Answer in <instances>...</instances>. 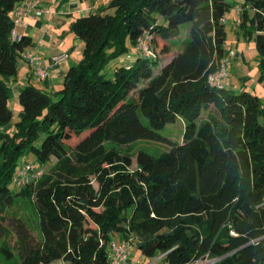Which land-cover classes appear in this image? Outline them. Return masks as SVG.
<instances>
[{
	"label": "trees",
	"instance_id": "1",
	"mask_svg": "<svg viewBox=\"0 0 264 264\" xmlns=\"http://www.w3.org/2000/svg\"><path fill=\"white\" fill-rule=\"evenodd\" d=\"M21 1L0 0V238L13 232L20 264H109L116 234L165 264L204 257L264 264V102L225 77L221 85L209 80L229 54V0H109L112 12L76 17L70 31L83 42L78 61L56 90L23 85L20 116L4 130L13 115L9 80L32 44L25 34L12 38ZM184 23L189 38L156 72ZM239 23L253 27L264 69V0H241ZM145 37L148 50L140 47ZM178 117L182 141L158 156L139 150L131 168L132 156L116 146L164 139L158 130ZM28 152L46 172L12 188ZM22 198L37 208L41 238L20 215L3 224V213ZM0 249L12 256L6 244Z\"/></svg>",
	"mask_w": 264,
	"mask_h": 264
},
{
	"label": "rangeland",
	"instance_id": "2",
	"mask_svg": "<svg viewBox=\"0 0 264 264\" xmlns=\"http://www.w3.org/2000/svg\"><path fill=\"white\" fill-rule=\"evenodd\" d=\"M78 1V0H76ZM109 2V1H108ZM101 4L99 2L98 6L101 7L99 10L93 11H108L112 12V9H106V5L108 4ZM224 17H226V21L224 22L225 27V47L228 52L231 50L235 51V55H228V69L227 75L225 80L227 84L232 85L231 79L234 81L237 80V84L235 85V89H239L240 86H243L245 89L251 92H255L258 95L262 102H264V69H262L260 65V60L258 57L257 50L255 48V32L252 26L249 24L245 26H241L239 21H237V16L234 12L230 13V9L225 13ZM190 23H184L180 26V31L176 36H172L170 39L171 50L174 51L184 39L189 38L190 33ZM241 37L239 41L238 37ZM77 40V39H76ZM79 46H73L72 51L75 56L80 54L83 48L82 40L78 39ZM76 43V41L72 42ZM233 48V49H232ZM239 49V50H238ZM241 49L244 51L243 56L239 53ZM25 50V49H24ZM170 50V51H171ZM238 51V52H237ZM130 57L134 59L136 54L133 50L128 52ZM237 57V58H236ZM242 57V58H241ZM124 58V56L122 57ZM234 58V59H232ZM121 59V58H120ZM116 61V60H115ZM164 61V57H160V61L157 67L154 69L156 72L161 67ZM117 64L120 62L116 61ZM114 61H111L108 67H112L114 65ZM56 68V67H55ZM106 68V72L108 75L112 74L113 70H108ZM35 81V78H33ZM9 83L12 87V93L8 100V105L12 109V121L17 118L18 107L20 106L18 103V91L15 90L13 86V82L9 80ZM141 82L139 85H141ZM234 88V87H233ZM137 89L131 91L133 96H136ZM139 116L144 124H148L147 119L139 113ZM183 131H184V122L181 117H178L175 121L167 123L163 128L158 130V133L164 138L160 140H150V139H137L127 144L116 146L118 147L121 152L129 153L132 156V165L131 168L135 167L136 164V154L139 150H144L151 155L158 156L162 152L167 151L171 145V143H179L182 141L183 138ZM71 145H74L76 142V138L72 137L69 140ZM25 160L33 161L35 160V156L28 152L24 155L20 156L18 159V163H22ZM17 167V166H16ZM17 169V168H16ZM50 172V170L48 171ZM10 187H14V177L13 181L10 182ZM21 203H18L14 206H9L5 213H3L4 221L3 224L8 226L11 215L17 214L22 217L23 220L26 221L29 229L32 233L38 237H42V231L40 226V216L37 211V208L33 203H31L28 199H21ZM134 241L132 240V247H134ZM6 244L12 252V256L7 257L6 254L0 249V264H20V258L18 250L15 246V238L13 232H7L6 236L0 238V248ZM153 261H156L157 264H163L161 261V256H157L152 258ZM211 260L208 258H200L194 261L191 264H209ZM49 264H65L62 260H54Z\"/></svg>",
	"mask_w": 264,
	"mask_h": 264
},
{
	"label": "crops",
	"instance_id": "3",
	"mask_svg": "<svg viewBox=\"0 0 264 264\" xmlns=\"http://www.w3.org/2000/svg\"><path fill=\"white\" fill-rule=\"evenodd\" d=\"M108 1L109 0H41L40 7L47 9L48 12H43L41 15L37 16H26L23 19V23L16 26V30L20 35L25 34L31 37L32 44L25 48L24 52L37 53L42 57L43 63H47L52 55L61 52H68L69 57L57 65H48V77L42 82L37 80L33 74L30 63H28L26 59L22 58L18 64L17 74L12 81L15 90L18 91L27 82H32L48 92L58 89L61 86L66 69L71 64L76 63L81 54L80 53L75 56L72 51V47L79 46L80 41L70 31L71 22L82 14L100 9L101 7L98 6L99 2H101V4H105ZM229 2L230 13L234 12L237 16V21H240L241 0H229ZM238 39L240 41L241 37L239 36ZM74 41H76V43H72ZM177 50L178 47L174 51L171 50L164 57L163 62H167L172 55L177 52ZM243 50L241 49V52L239 51L242 56L244 52ZM33 78H35V81ZM231 82L232 85H228L235 88L238 81L231 79ZM243 88V86L239 87V89ZM19 116L20 106L18 107L16 119H18ZM11 128L12 124L10 123L3 129L11 130ZM120 238H122V236L116 234L114 240ZM129 262L130 264H136L138 262H140V264H157L156 261L142 256L135 245L132 247ZM162 263L165 264L163 261Z\"/></svg>",
	"mask_w": 264,
	"mask_h": 264
},
{
	"label": "built area",
	"instance_id": "4",
	"mask_svg": "<svg viewBox=\"0 0 264 264\" xmlns=\"http://www.w3.org/2000/svg\"><path fill=\"white\" fill-rule=\"evenodd\" d=\"M41 0H22L16 5L13 11V27L12 38L18 39L20 34L16 30L18 24L23 23L26 16L41 15L43 12H48L47 9L40 7ZM148 38L145 37L140 42V47L148 50ZM228 55H235V51L231 50ZM22 56L30 63L33 73L39 80H45L48 77L47 66L59 64L68 57L67 52L53 55L49 58L47 63H43L41 56L32 52H23ZM227 58H224L220 64V69L209 76V80L217 85L222 84V79L227 75ZM45 167L43 164L36 161H26L20 167L14 176V183L17 186H24L27 183H36L45 174ZM132 250L131 240L123 238L113 240L109 243V264H130L129 257ZM140 264V262L136 263Z\"/></svg>",
	"mask_w": 264,
	"mask_h": 264
}]
</instances>
